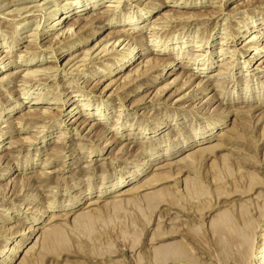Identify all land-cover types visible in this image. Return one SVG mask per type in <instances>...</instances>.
Listing matches in <instances>:
<instances>
[{
  "label": "rangeland",
  "instance_id": "374dc122",
  "mask_svg": "<svg viewBox=\"0 0 264 264\" xmlns=\"http://www.w3.org/2000/svg\"><path fill=\"white\" fill-rule=\"evenodd\" d=\"M76 1L84 0H0V261L255 264L264 255V98L242 99L264 92V57L248 64L262 55L250 39L264 46V0H100L50 30ZM182 1L200 6H176ZM134 19L145 26L126 36ZM183 45L201 55L196 64ZM163 46L179 57L148 52ZM131 52L135 64L114 69ZM33 59L41 62L25 65ZM36 69L46 73L26 74ZM72 96L67 108L75 100L70 108H78L70 117L64 102L51 103ZM35 98L43 104L10 112ZM33 110L42 118H27ZM99 110L104 120L80 114ZM229 128L241 138H220L232 136ZM208 130L215 132L208 142L186 148ZM121 178L130 181L122 193L155 184L96 197ZM159 199L175 204L156 205ZM74 203L75 210H53ZM222 223L232 240L214 231ZM51 227L63 231L43 247ZM170 252L185 257L156 258Z\"/></svg>",
  "mask_w": 264,
  "mask_h": 264
},
{
  "label": "bare ground",
  "instance_id": "6f19581e",
  "mask_svg": "<svg viewBox=\"0 0 264 264\" xmlns=\"http://www.w3.org/2000/svg\"><path fill=\"white\" fill-rule=\"evenodd\" d=\"M170 1H173V0H170ZM99 2H100V0H84V1H76V3H74V2H72V4H70V6H68V7H66V10L63 12V15H62V17L60 18V17H58L57 19L54 17L53 18V16L52 17H48V19L49 18H53V20H55V21H53L52 22V25H51V28H50V30H55V29H60V28H62V27H65L66 26V19L67 18H69V17H71V16H73V15H77V14H79V13H83V12H88V10L90 11L92 8H98L99 7ZM167 2V1H166ZM169 2V1H168ZM182 3V5L181 4H177L176 6H183V7H197V6H200V5H198V3H192V2H188V1H182L181 2ZM184 3V4H183ZM101 4V3H100ZM72 5V6H71ZM110 6H116V5H110ZM55 11V10H54ZM57 13V11H55V12H53L52 13V15H55ZM69 14V15H68ZM162 16V15H161ZM103 16H97V17H95L96 19H101ZM81 18H83V17H81ZM143 18V15H141V19ZM96 19H95V21H96ZM146 18H144L143 20H145ZM160 18L158 19H155V23H157V22H160ZM168 20V19H167ZM166 20V21H167ZM79 21H80V19H77V21L76 22H78L79 23ZM169 21H171L170 19H169ZM75 23V22H74ZM114 25L115 24V22L114 21H112V20H110L109 22H108V25ZM126 25L128 26V28L124 31V33L123 34H125L126 36H131V33H133V31L130 33L129 31L131 30V29H136V28H143L144 26H141L140 24H139V21H137V20H130V21H128V23H126ZM151 29H158V28H156V27H151ZM64 33H65V30H64V32L62 31V32H60L57 36H60V34H61V36L62 35H64ZM68 33V32H67ZM248 34H247V31H245V33L243 34V35H241L240 36V38H242L243 36H247ZM239 38V37H238ZM251 41L250 42H252V41H254L255 40V44L252 46V47H250V49H253V50H258V52H260V54H262V55H259V54H254L253 55V57L248 61V64H250L252 61H253V58H255V57H259V56H261L260 58H262V57H264V46L262 47V48H259V46H257L258 45V38L257 37H254V36H252L251 37V39H250ZM16 43L18 42V41H15ZM259 43H260V41H259ZM264 44V43H263ZM194 46H197L198 48H201V47H203V46H205V44L203 45V44H199V45H194ZM261 46V45H260ZM185 48L187 49V48H189V46H185V45H183V47H182V50H181V52H184V51H186V52H184V55L185 54H192L194 57H193V64H196L195 62H197V60H198V57L199 56H201V55H199V54H196V53H192V50L193 49H187V50H185ZM3 51H8V49L7 50H3ZM148 52H150V53H157V54H175L176 56H174V57H172L171 58V60H174L175 58H177V57H179V55H180V51H178V49L177 48H175V47H173V48H169L168 46H163V47H161V48H154V49H152V50H148ZM181 55H182V53H181ZM5 56H8V55H5ZM98 56V55H97ZM122 58H124V60H123V62L122 63H120V65H118V67H114V69H117L118 71H121V70H125V69H127L128 67H130V66H132V65H134L135 64V62H136V56L135 55H133L132 54V52L131 53H129L128 55L126 54V55H124V57H122ZM159 59V58H158ZM203 59H205V58H203ZM166 60V59H165ZM168 60V59H167ZM222 61H223V59H221ZM163 61V60H162ZM210 61V60H209ZM208 61V64H206V62H204L203 64H202V66H207V65H212V62L210 61L209 62ZM41 62V60L40 59H33L31 62L30 61H27L26 63H25V65L27 66V65H29L30 64V66H33L34 64H38V63H40ZM161 62V61H160ZM155 64V63H154ZM166 64H172V61H164L161 65L162 66H165ZM3 65H4V63L2 64V66H0V72L2 71V69H3ZM185 67H191L190 65H178V68H185ZM164 69H165V67H163ZM192 68V67H191ZM205 68V67H204ZM206 69V68H205ZM45 70V69H44ZM44 70H38V69H36V70H34V73H30V72H28V73H26V74H33V75H36V76H38V75H43L44 73H46ZM97 73V72H96ZM113 73V68H109V69H105L104 70V74L105 75H111ZM95 73H93L92 75H94ZM98 74V73H97ZM163 74V73H162ZM165 74H172V72H167L166 71V73ZM195 76V75H194ZM27 77V76H26ZM199 77V76H198ZM36 80V79H35ZM38 80V79H37ZM32 82V81H31ZM48 94V93H47ZM49 95V94H48ZM67 97V96H66ZM59 98V97H58ZM73 98V96L72 97H68L67 98V100H65L64 99V101H61L62 100V98H61V100L60 101H58V100H56V101H52L51 103H59V102H64V107H62V110H68L72 105H74L75 104V102L77 101V100H75L68 108H67V104L70 102V100ZM262 98V99H261ZM263 98H264V92L262 93V95H261V93H259V92H257L254 96H252V97H247V98H243L242 99V102H246V101H248V102H251V101H253V100H261L262 102H263ZM43 100V99H42ZM241 102V101H240ZM41 104H43V102L40 100V99H38V98H35L34 100H30V101H22L19 105H17V107L15 106V107H13L11 110H10V112H12L13 110H17L18 108H24V107H39V106H41ZM77 104H82V105H84V106H88V104H86V103H77ZM43 106V105H42ZM45 106V105H44ZM260 106V105H259ZM247 107V106H246ZM51 108H54V107H51ZM78 108V106H76V107H72V108H70V110L66 113V116L67 117H70V116H72V113L74 112V110H76ZM248 108V107H247ZM86 109H88V107H86ZM252 107L251 108H249V109H247V110H244V111H240V112H242V113H249V112H251L252 111ZM35 110H33L32 112H30L29 111V114L26 116L27 118H34V119H38V118H42V116H43V113L42 112H38V111H36V112H34ZM81 112V111H80ZM80 114H82V115H85L86 117L87 116H92V117H96V119L97 120H104V116H105V114H103L102 113V111H100L99 110V112H97V113H89V112H85V113H80ZM76 115V114H75ZM240 116V115H239ZM106 119V118H105ZM69 121H71V119H69L68 121H67V118L64 120V123L67 125V123L69 122ZM74 121V120H73ZM71 124V123H70ZM225 124V123H224ZM223 124V125H224ZM96 125V124H95ZM99 125V124H98ZM103 126V125H102ZM235 126V125H234ZM243 127V126H242ZM28 129H29V127H27ZM25 129L24 131H27L28 129ZM210 130V129H209ZM205 131V132H203L202 134H204V133H206L205 135H203V136H200V137H198V139H195L192 143H188L187 145H186V148H188L190 145H192L193 146V144H199L200 145V143H203V142H208L211 138H212V136H213V134L215 133H213L212 131ZM228 132H230L231 134L230 135H232V136H229V134L228 135H226V134H224L223 133V135L220 137V138H227V140L228 141H230V142H235V141H237V139H239V138H241V135L239 134V132L235 129V128H229V129H226ZM48 136V134L45 136V137H47ZM2 142V139H0V143ZM137 143V142H136ZM229 143V142H228ZM220 147H222L221 146V144L220 145H218V146H216L213 150H215L216 148L218 149V148H220ZM199 151V154H197L198 156L199 155H201L202 153H204V151H201L200 152V150H198ZM207 151V150H206ZM175 153V152H174ZM173 152L171 153L172 155L174 154ZM208 153V152H207ZM166 156H168L167 155V153H165V154H162V158L163 157H166ZM193 158V157H192ZM205 158V157H204ZM197 159H199V158H197ZM155 159H153V161H154ZM195 160H193V162H194ZM96 164V163H95ZM162 168V167H161ZM194 169V168H193ZM218 170H220V169H218ZM163 173V172H162ZM196 173V172H195ZM220 172L218 171V173L217 174H219ZM139 174L140 173H137L136 171L131 175V177L132 178H134V180H137L136 178H138V176H139ZM145 174V173H144ZM228 175H229V173H228ZM227 175V176H228ZM166 176V175H165ZM170 176H172L171 174H170ZM220 176H223V173H221V175ZM0 178H2V175H0ZM142 177H140L139 179H141ZM219 178V177H218ZM28 179V178H27ZM48 179V178H47ZM152 179V178H151ZM156 179V178H155ZM130 180H132V179H130ZM142 180H144V179H142ZM141 180V181H142ZM154 180V179H153ZM168 180V179H167ZM214 180V179H213ZM139 181V180H138ZM148 181V180H147ZM157 181V180H156ZM166 181V180H165ZM128 182H130L129 180L127 181V179H124L123 180V178H121L117 183H115L112 187H110V189H106V190H101L100 191V194L99 195H96V197H102V198H104V197H108V196H110L112 193H115L116 194V192H118V193H122L123 191H125V190H123L124 189V186L126 185V184H128ZM198 182V181H197ZM154 183V182H153ZM153 183H151V182H148L147 184H144V185H142L140 188H146V187H150V186H152L153 185ZM158 183V182H157ZM155 184V183H154ZM212 184H213V182H212ZM70 186V185H69ZM139 186V185H138ZM133 187H134V185H133ZM136 187V186H135ZM201 187V186H200ZM127 188V187H126ZM139 187H136V188H133L132 190H127V192H125L126 194H131V193H133V192H136V191H140L139 189H140ZM129 189V188H128ZM174 189V188H173ZM142 190V189H141ZM188 190V189H187ZM191 190V189H190ZM193 190V189H192ZM169 191H171V190H169ZM172 191H174V190H172ZM177 191V192H176ZM175 191V193L177 194L178 193V191L179 190H176ZM185 192V191H184ZM125 193H122V194H125ZM169 193H171V192H169ZM173 193V192H172ZM172 193H171V195H172ZM190 193V192H189ZM122 194H121V196H122ZM117 195V194H116ZM150 195V194H149ZM152 195V194H151ZM177 195H179V193L177 194ZM209 195V194H208ZM119 196V195H118ZM181 196H183V194L181 195ZM201 196H203V195H201ZM210 196V195H209ZM191 197V196H190ZM193 197H195V196H193ZM174 198L176 199V197L174 196ZM179 198L180 199H184V198H181L180 196H179ZM198 198H200V197H198ZM213 198V197H212ZM81 199V198H80ZM171 199V198H170ZM174 199V200H175ZM185 199H187V198H185ZM184 199V200H185ZM191 199V198H190ZM202 199V198H201ZM200 199V200H201ZM168 200V199H167ZM167 200H164V199H159L157 202H156V205H158V204H160V203H164V201L166 202ZM173 200V199H172ZM178 200V202H179V199H177ZM184 200H182V201H184ZM196 200H199V199H196ZM169 201V200H168ZM176 201V200H175ZM93 202H96V201H93ZM93 202H89L88 204H92ZM170 202V201H169ZM185 202H186V200H185ZM192 202V201H191ZM86 203V202H85ZM176 203H177V201H176ZM193 203V202H192ZM111 204H113V203H111ZM165 204H168V205H174L175 203H173V202H170V203H165ZM183 204H184V202H183ZM182 204V205H183ZM191 204V203H190ZM155 205V206H156ZM188 205V204H187ZM192 205V204H191ZM79 206V203H74V204H72L71 205V207H63V208H61V209H53L54 211L55 210H75L77 207ZM112 206V205H111ZM114 206H115V204H114ZM214 206V205H213ZM180 207H181V204H180ZM183 208H185V205H184V207ZM189 208V207H188ZM211 209V208H210ZM181 210V209H180ZM189 210V209H188ZM182 211V210H181ZM85 215V214H84ZM80 215H78V217H79ZM83 216V215H82ZM36 220H40V218H35ZM236 219V221L238 220L237 218H235ZM240 220V219H239ZM233 221H234V219H233ZM236 221H234V222H236ZM233 222V223H234ZM238 222V221H237ZM214 224V223H213ZM212 224V225H213ZM238 225V223H235L233 226H235V225ZM239 224H240V222H239ZM226 226L227 225H223V223H222V226H221V224H217V225H214V231L216 232V234H219V236H221V238H225V239H227V238H232V235H233V233H232V235H228L229 233L231 234V230L230 229H228V230H230L229 232H228V230H227V228H228V226H227V228H226ZM238 227V226H237ZM35 228V227H34ZM52 228V227H51ZM50 228V229H51ZM55 229H57L58 230V228H52V230H55ZM63 229V228H62ZM62 229H60V230H58V231H63ZM30 230H32V231H34V230H36V229H30ZM48 230H49V228H48ZM46 231V233L45 234H43L42 235V237L41 238H43V240H42V243H41V245L43 246V244L45 245V242L47 241H50V243L52 242V240H53V237H51L52 235H54V232H55V235H56V233H59L57 230H55V231H53L52 232V230H49V231ZM67 231V230H66ZM65 232V231H64ZM169 232V231H168ZM44 233V232H43ZM167 233V232H166ZM52 234V235H51ZM23 235V234H22ZM51 235V236H50ZM160 236V235H159ZM215 236H217V235H215ZM218 236V237H219ZM227 237V238H226ZM235 237V236H234ZM217 239V238H216ZM232 240V239H231ZM236 240V239H235ZM234 239H233V241H235ZM26 241V240H25ZM24 241V242H25ZM54 241V240H53ZM225 241H227L228 242V240H225ZM22 241H19L18 242V244H20ZM41 242V241H40ZM39 242V243H40ZM219 242H220V240H219ZM38 243V242H37ZM221 243H223V241L222 242H220L219 244H221ZM232 243V242H231ZM226 244V243H225ZM35 245H37V244H35ZM55 244L54 243H52V246H54ZM227 245V244H226ZM225 245V246H226ZM42 246L40 247V249L42 248ZM49 246H51V245H49ZM171 246H172V244H171ZM33 247V246H32ZM44 247V246H43ZM52 248V247H51ZM55 248V247H54ZM32 250H34L35 249V246L33 247V248H31ZM6 250V249H5ZM41 250H44V251H46L45 250V248H42ZM7 252H9L10 251V249H8V250H6ZM3 252H5V251H3ZM3 252H2V254H3ZM12 252H13V255H15L17 252H18V249L17 248H14V249H12ZM33 252V251H32ZM34 252H35V250H34ZM40 252H42V251H40ZM156 252V251H155ZM37 253H38V251H37ZM43 253V252H42ZM45 253V252H44ZM262 254H263V252H262ZM3 255H5V253L3 254ZM41 255H43V254H41ZM44 255H46V254H44ZM182 257H185V255H180V254H176V253H174V252H170V253H166V254H164L162 257L161 256H157L156 258L158 259V261H160V260H163V259H168V258H175V259H182ZM259 258H260V260H256V263L255 264H264V255H262V256H259ZM13 260V258H11V257H8V260H6V261H3V260H1L0 262V264H10V262L9 261H12ZM191 262V261H190ZM30 263H31V261H30ZM149 263V262H148ZM161 263H162V261H161ZM21 264V263H20ZM160 264V263H159Z\"/></svg>",
  "mask_w": 264,
  "mask_h": 264
}]
</instances>
